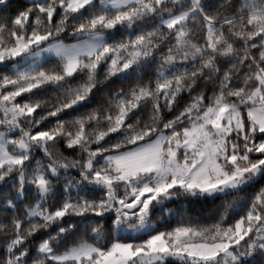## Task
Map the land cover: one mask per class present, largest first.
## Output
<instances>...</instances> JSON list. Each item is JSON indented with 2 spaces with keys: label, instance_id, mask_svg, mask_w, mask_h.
Here are the masks:
<instances>
[{
  "label": "snow or ice",
  "instance_id": "6c2138e0",
  "mask_svg": "<svg viewBox=\"0 0 264 264\" xmlns=\"http://www.w3.org/2000/svg\"><path fill=\"white\" fill-rule=\"evenodd\" d=\"M0 264H264V0H0Z\"/></svg>",
  "mask_w": 264,
  "mask_h": 264
}]
</instances>
